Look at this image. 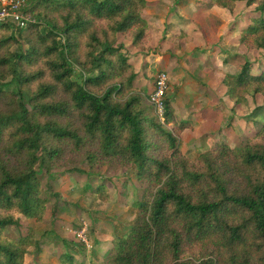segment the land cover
I'll list each match as a JSON object with an SVG mask.
<instances>
[{"label":"trees","instance_id":"trees-1","mask_svg":"<svg viewBox=\"0 0 264 264\" xmlns=\"http://www.w3.org/2000/svg\"><path fill=\"white\" fill-rule=\"evenodd\" d=\"M24 1L37 24L0 23V264L41 251L31 231L5 234L21 228L20 216L44 219L40 172L83 164L89 177L132 170L143 190L134 224L102 264H264V124L243 147L219 141L190 160L180 146L189 124L176 122L168 92L172 130L137 87L130 51H149L146 0ZM243 2L211 0L230 14ZM246 6L254 14H245L239 43L264 49V0ZM222 87L246 104L264 94V70L247 62ZM61 260L74 264L68 253Z\"/></svg>","mask_w":264,"mask_h":264},{"label":"rangeland","instance_id":"rangeland-1","mask_svg":"<svg viewBox=\"0 0 264 264\" xmlns=\"http://www.w3.org/2000/svg\"><path fill=\"white\" fill-rule=\"evenodd\" d=\"M178 1L186 4L190 2ZM201 1L205 3L207 0ZM246 1L238 4L233 14L217 10L207 17H210L208 29L221 38L222 32H225L226 36H223L230 40L231 46L224 56L232 63L231 72L234 74L247 62L252 64L256 73L264 70V49L249 50L236 37L240 36L238 28L247 24L245 14H254V7L248 8ZM208 2V5L213 6L211 1ZM227 23L229 27L226 29L224 26ZM205 25L208 26V23ZM233 29L237 33L233 34ZM157 69L158 66L139 67L136 81L139 90L149 93L153 89L154 80L159 74ZM246 98V104L235 106L232 103V109L223 107L226 110L225 121L214 144L205 146L201 151L189 149L185 155L190 160L205 150L213 149L219 141L232 148L243 147L248 138L254 137L261 130L264 124V94L256 97L247 95ZM259 107L263 108L257 110ZM154 113L157 116L155 109ZM164 126L173 129V125H167L166 122ZM78 168L80 171L75 173L58 170L47 174L41 171L39 178L43 195L50 198L44 219L38 222L20 216L21 228L11 227L5 232L12 240H19L30 231L34 233L41 251L36 253L31 248L25 264H62L61 257L66 253L74 257V264H102L104 253L112 248L115 239L125 237L134 224L136 204L143 200V190L137 183L134 171L104 168L99 177H89L87 164ZM99 189L102 191L98 192ZM187 256L190 258L189 253Z\"/></svg>","mask_w":264,"mask_h":264},{"label":"crops","instance_id":"crops-1","mask_svg":"<svg viewBox=\"0 0 264 264\" xmlns=\"http://www.w3.org/2000/svg\"><path fill=\"white\" fill-rule=\"evenodd\" d=\"M146 1L144 16L150 27L149 51L145 55L138 50L130 51L131 61L137 74L140 66H158V73L168 74L167 96L176 122L189 124L180 136L181 150L184 154L189 149L201 151L214 144L225 121L223 107H233L222 87L225 75L234 74L232 63L224 56L231 46L230 40L223 36L225 32L222 39L208 29L210 17H207L223 9L208 5L211 0L205 3L190 0L188 4L178 0ZM224 27L227 29L228 23ZM238 29L239 33L242 28ZM236 37L239 40L240 36ZM154 85L155 80L149 93Z\"/></svg>","mask_w":264,"mask_h":264},{"label":"built area","instance_id":"built-area-1","mask_svg":"<svg viewBox=\"0 0 264 264\" xmlns=\"http://www.w3.org/2000/svg\"><path fill=\"white\" fill-rule=\"evenodd\" d=\"M26 7L24 0H0V23L11 22L17 29H26L37 24L38 21L33 15L25 13ZM168 90L169 76L166 72H160L149 100L162 124L166 121L165 98Z\"/></svg>","mask_w":264,"mask_h":264}]
</instances>
